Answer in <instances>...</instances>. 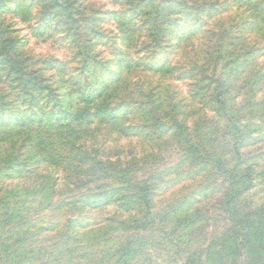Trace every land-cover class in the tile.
Masks as SVG:
<instances>
[{"label": "rangeland", "instance_id": "1", "mask_svg": "<svg viewBox=\"0 0 264 264\" xmlns=\"http://www.w3.org/2000/svg\"><path fill=\"white\" fill-rule=\"evenodd\" d=\"M259 207L264 0H0V264L264 263Z\"/></svg>", "mask_w": 264, "mask_h": 264}, {"label": "trees", "instance_id": "2", "mask_svg": "<svg viewBox=\"0 0 264 264\" xmlns=\"http://www.w3.org/2000/svg\"><path fill=\"white\" fill-rule=\"evenodd\" d=\"M45 1V0H44ZM55 2L57 1V0H54ZM56 4V3H55ZM220 53L218 54L219 55V57L222 55V52H223V49H222V47H220ZM217 96V95H216ZM99 97H101V93L99 94H96V95H94L93 97H91V99H98ZM97 101H99V99L97 100ZM222 104H225L223 101H222ZM224 110H226V108L224 109ZM88 115H86L85 117H87ZM70 117H73L74 119L73 120H75V119H78L76 116H75V114L74 113H70ZM91 116H88V118H90ZM116 117H117V115L116 114H110V113H108L107 114V116H106V119H109L110 121H114L115 119H116ZM66 127V126H65ZM69 130H71L70 128V125H68V127H67ZM236 151V153H237V149H235ZM239 160V159H238ZM83 162V161H82ZM81 162V163H82ZM84 164V163H83ZM236 168V166L233 168V169H235ZM251 169H248L247 171H245V173H244V176H246L247 177V179L250 181V179H251ZM231 173H232V175H233V177L235 176V173L234 172H232L231 171ZM235 178H236V176H235ZM131 189H132V193H133V195H132V199H133V201H137L139 204H141V205H143L144 207H145V209H146V213L147 214H149V203H148V200L146 199V193H147V191L149 190V186L146 184V182H143V183H138V184H134V185H132V187H131ZM238 195H239V193L237 192L236 194H235V196L233 195L231 198H230V201H228L227 202V204H225V205H227L228 207H232L231 209L232 210H230V208L228 209H226V212H228V211H230L231 212V215H234L235 216V214L234 213H236V211H237V207H234V206H232L233 205V203H230V202H233V201H235V198L236 197H238ZM258 212H259V214H258ZM264 207L262 208V207H259L258 209H257V213H256V216L257 217H263L264 216ZM256 217V218H257ZM259 219V218H258ZM253 222L254 221H251L250 223H249V226H247L248 228H251V225L253 224ZM238 230L237 231H235L234 232V234H236V238H238ZM230 238H231V236H230ZM234 239V238H233ZM225 248H228V245L226 246V247H224V249ZM241 250L242 251H244L245 252V254H246V256H248V254L249 255H251V257H250V259L249 260H247V261H245V262H243V264H264L263 263V261H261V260H255V258H256V254H257V252H256V250L254 249V248H251V247H248L247 248V250H245V247H242L241 248ZM237 253L239 254V248H237ZM235 263V262H234Z\"/></svg>", "mask_w": 264, "mask_h": 264}]
</instances>
